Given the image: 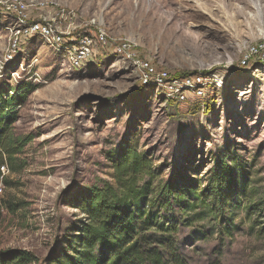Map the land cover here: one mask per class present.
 I'll list each match as a JSON object with an SVG mask.
<instances>
[{"label": "rangeland", "instance_id": "374dc122", "mask_svg": "<svg viewBox=\"0 0 264 264\" xmlns=\"http://www.w3.org/2000/svg\"><path fill=\"white\" fill-rule=\"evenodd\" d=\"M11 1L25 3L30 21L49 23L54 34L49 43L34 37L14 50L0 24V94L26 90L12 125L25 143L15 172L3 171L1 183V251L48 264L70 222L84 218L67 200L95 181L113 184L112 165L128 140L149 160L154 184L184 180L200 193L217 162L231 164L233 181L263 208L264 51L252 56L251 49L264 43V2L249 0L247 24L241 0ZM97 22L111 44L72 69L63 57L66 39L93 33ZM85 23L91 27L84 31ZM121 41L171 78L200 74L218 86L176 104L140 84L131 62L113 49ZM148 181L142 176L138 186ZM249 205L231 198L215 214L205 208L182 238L189 263L264 264V214L247 213Z\"/></svg>", "mask_w": 264, "mask_h": 264}, {"label": "trees", "instance_id": "16d2710c", "mask_svg": "<svg viewBox=\"0 0 264 264\" xmlns=\"http://www.w3.org/2000/svg\"><path fill=\"white\" fill-rule=\"evenodd\" d=\"M24 91L16 86L9 90L11 96L0 94V168L4 165L13 173L16 155L25 143L12 133L15 107L24 99ZM129 143L112 165L115 174L109 180L113 184L95 181L78 198L67 200L66 206L76 208L84 218L70 222L48 264H190L181 250L185 245L182 238L190 236L187 228L201 218L205 208L211 207V214H215L229 199L245 198L250 203L247 213L256 214L258 207L247 187L233 181L235 166L217 162L200 193L184 180L154 184L149 160ZM240 172L244 182V170ZM142 176L149 181L138 186ZM204 193L212 198L210 204ZM198 203L201 211L196 213ZM259 207L264 214V205ZM30 261L24 252L0 250V264Z\"/></svg>", "mask_w": 264, "mask_h": 264}, {"label": "built area", "instance_id": "2783aa9c", "mask_svg": "<svg viewBox=\"0 0 264 264\" xmlns=\"http://www.w3.org/2000/svg\"><path fill=\"white\" fill-rule=\"evenodd\" d=\"M29 10L22 1L3 2L0 0L1 28L9 36L10 47L14 50L25 47L34 37L45 39L49 43V37L54 34L49 23L30 21ZM85 27L89 28L91 25L83 24L84 31ZM93 29V33L80 34L76 37L70 36L66 39L63 57L72 69H78L91 61L97 55L98 46L103 48L107 44H111L102 25L97 22ZM113 49L131 62L135 75L142 86L155 88V90L166 94L168 99L176 104H186L203 99L218 86L217 78L211 79L209 76L200 74L184 78H171L168 72L158 68L150 59L138 57L127 42L121 41ZM259 51H264V43L259 44L257 48H252L251 55L255 56ZM261 61L264 62V55ZM245 63L246 59L240 61V65L244 66ZM0 169L2 170L1 190V183L4 179L3 171L8 169L4 165Z\"/></svg>", "mask_w": 264, "mask_h": 264}, {"label": "bare ground", "instance_id": "6f19581e", "mask_svg": "<svg viewBox=\"0 0 264 264\" xmlns=\"http://www.w3.org/2000/svg\"><path fill=\"white\" fill-rule=\"evenodd\" d=\"M258 2L262 3L264 0H258ZM241 4L243 5V9L241 10L242 18L244 23H251L250 19L248 18L247 11L250 9V1L249 0H241ZM254 20H257V17L255 15ZM246 24V25H247ZM165 32V31H164Z\"/></svg>", "mask_w": 264, "mask_h": 264}]
</instances>
